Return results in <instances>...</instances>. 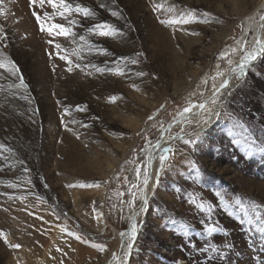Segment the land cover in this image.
Wrapping results in <instances>:
<instances>
[{
	"label": "rangeland",
	"instance_id": "374dc122",
	"mask_svg": "<svg viewBox=\"0 0 264 264\" xmlns=\"http://www.w3.org/2000/svg\"><path fill=\"white\" fill-rule=\"evenodd\" d=\"M259 2L3 0L0 264L115 261L148 151L246 56ZM237 80L209 124L192 117L157 150L129 264H264V53Z\"/></svg>",
	"mask_w": 264,
	"mask_h": 264
},
{
	"label": "bare ground",
	"instance_id": "6f19581e",
	"mask_svg": "<svg viewBox=\"0 0 264 264\" xmlns=\"http://www.w3.org/2000/svg\"><path fill=\"white\" fill-rule=\"evenodd\" d=\"M258 12L264 11V0H260L258 7ZM257 15V22L253 26V37L251 40L250 47L248 49V52L246 55L253 53L254 58L259 57L260 52L257 51L255 41L257 39L262 40L264 37V20L261 19V17H264V14ZM235 55V54H234ZM236 58V57H235ZM235 58H232L224 67H217L214 70L212 80L210 82V86L208 89V92L205 96V98L200 101L199 103L194 104L192 107H189L191 110L188 112H183L182 117L171 120L169 124L165 127L162 135L159 137V140L152 146V148L147 153V162H146V169L145 174L147 173L149 175V182L147 187L143 185V180L140 183V189H139V205L138 208L133 210L128 218H127V227L126 230H124L122 233H115L116 238L119 240H123L124 243H122L118 248L117 257L115 258V261L111 264H129V245L135 243V237L136 232L133 234V225L137 224V221L141 218V215L143 211L139 214L140 206L143 200V193H147V198L152 196L153 192L156 189V186L158 184L156 173L160 169V160L155 158V155L157 153V150H159L162 145L167 142L170 135H172V130L186 121H188L190 118H194V122L199 125L200 128L203 126H206V124H209L216 114V111L218 110V107L221 105L222 99L224 95L232 89L233 82L237 79H241L246 71L248 70L249 63L251 60L245 63L244 58H241L239 60H236ZM243 64V70L241 71L240 65ZM227 81V87H221V85ZM238 81V80H237ZM226 97V96H225ZM213 100H215V103H213ZM205 105V108L201 109L198 107V105ZM205 121H207L205 123ZM190 125V124H189ZM192 125V123H191ZM161 174V172H160ZM160 176V175H159ZM125 204V203H124ZM122 208V207H121ZM138 212V213H137ZM137 231V230H136ZM123 234V235H122ZM103 264H109L107 262Z\"/></svg>",
	"mask_w": 264,
	"mask_h": 264
},
{
	"label": "snow or ice",
	"instance_id": "6c2138e0",
	"mask_svg": "<svg viewBox=\"0 0 264 264\" xmlns=\"http://www.w3.org/2000/svg\"><path fill=\"white\" fill-rule=\"evenodd\" d=\"M31 2L33 3V4H35V3H39L41 6H43L44 5V3H45V0H31ZM3 3V0H0V4H2ZM48 3H50V4H53V7H55L56 5L53 3V0H48ZM60 5H61V7H63L64 9H65V11H67V10H69L70 9V5L69 4H66L65 3V0H60ZM77 10H79V11H81V12H83L86 16H91V15H94V13H90L89 12V10L87 9V8H79L78 7V9ZM4 14V9L3 8H0V15H3ZM33 15H35L36 16V20H37V22L38 23H41V17L39 16V15H36V13H33ZM61 15H63V13H61ZM112 15L113 16H117L118 15V13L117 12H113L112 13ZM204 15L205 16H207L208 15V13H204ZM45 16H47V13H45ZM185 16L187 17V18H185V17H181V20L179 21V22H181V23H188L190 20H192V19H194V14L193 13H187V14H185ZM261 19L262 20H264V17H261ZM175 21H172V20H162L161 21V23L162 24H172V23H174ZM69 23H72L71 21L69 22ZM55 27L56 28H59L60 29V33L59 34H67L68 32H69V29H67V28H64L62 25H55ZM95 27L97 28V29H103V28H111V26H109V25H100V24H97V25H95ZM41 31H45V28H44V26H43V24L41 23ZM89 31H92V29H89ZM114 29H112L111 31H100L99 32V34L100 35H102V36H106V35H111V34H113L114 33ZM49 33L51 34V31L49 30ZM2 39H4V36H3V30L2 29H0V40H2ZM81 39H84V37H81ZM255 45H256V48H257V51L258 52H261V53H264V41H262V40H260V39H257L256 41H255ZM56 47L57 48H60V45H56ZM254 58V54L253 53H250V54H248V55H246L245 57H244V61H245V63L246 62H248L249 60H251V59H253ZM61 59H66V57H61ZM133 63H135V61H133ZM77 66H79V65H77ZM0 67H3V64L2 63H0ZM13 68H14V66H13ZM240 68H241V71L243 70V64H241L240 65ZM69 72H71L72 71V68L71 67H69L68 69H67ZM98 71H103L102 69H97ZM15 69H14V71H13V74H15ZM140 75H143V73H139ZM21 84H23V80H22V78H21ZM227 84H228V82L227 81H225L222 85H221V87H227ZM213 103H215V100H213ZM198 107L199 108H201V109H203V108H205V105H203V104H201V105H198ZM191 109L190 108H186V109H184V111L185 112H188V111H190ZM217 115H218V113H216ZM150 119H151V117H150ZM207 121H205V123H206ZM3 147V145H0V148H2ZM171 151V149H168V148H165L164 150H163V152L164 153H168V152H170ZM160 169L157 171V173H156V176H157V181H158V179H159V175H160V172L163 170V168H164V165H165V162H166V160H167V156L166 155H161L160 156ZM138 172H139V170H138ZM149 175L146 173L145 174V176H144V181H143V185L145 186V187H147V185H148V182H149ZM10 186H14V185H10ZM85 186H87V185H85ZM98 186V185H97ZM69 187H71V185H69ZM10 199H11V197H9ZM21 199H23V198H21ZM148 205V198H147V193L145 192V193H143V200H142V203H141V206H140V210L141 211H146L147 210V206ZM201 207H202V205H201ZM132 231H133V234H135V232H136V227H135V225H133V229H132ZM3 235V233H0V236H2ZM123 235V234H122ZM77 239H79V237H77ZM12 247H15V248H19L20 247V245L19 244H15V245H12ZM129 248H131V245H129Z\"/></svg>",
	"mask_w": 264,
	"mask_h": 264
},
{
	"label": "water",
	"instance_id": "95a60500",
	"mask_svg": "<svg viewBox=\"0 0 264 264\" xmlns=\"http://www.w3.org/2000/svg\"><path fill=\"white\" fill-rule=\"evenodd\" d=\"M257 60V57H255V58H253L252 60H251V62L249 63V66H251V65H253L254 63H255V61ZM186 109V108H185ZM183 112H185L184 110L182 111V113ZM181 113V114H182ZM142 211L140 210L139 211V214L141 213ZM138 213V212H137ZM133 246H134V243L133 244H131V248H130V250H129V254H128V257H130L131 258V252H132V250H133ZM129 258V259H130Z\"/></svg>",
	"mask_w": 264,
	"mask_h": 264
}]
</instances>
